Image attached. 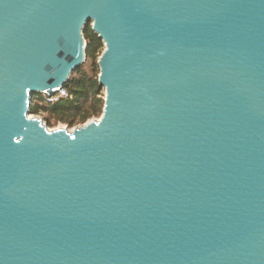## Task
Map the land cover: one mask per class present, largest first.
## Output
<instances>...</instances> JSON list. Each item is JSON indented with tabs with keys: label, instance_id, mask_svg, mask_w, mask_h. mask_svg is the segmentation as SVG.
Segmentation results:
<instances>
[{
	"label": "water",
	"instance_id": "water-1",
	"mask_svg": "<svg viewBox=\"0 0 264 264\" xmlns=\"http://www.w3.org/2000/svg\"><path fill=\"white\" fill-rule=\"evenodd\" d=\"M87 23L102 113L50 129ZM0 264H264V0H0Z\"/></svg>",
	"mask_w": 264,
	"mask_h": 264
},
{
	"label": "trees",
	"instance_id": "trees-1",
	"mask_svg": "<svg viewBox=\"0 0 264 264\" xmlns=\"http://www.w3.org/2000/svg\"><path fill=\"white\" fill-rule=\"evenodd\" d=\"M86 42V59L70 75L64 88L67 97L47 102L43 93L30 96L29 113L39 116L48 127L62 123L70 128L81 125L92 118H98L104 104L103 89L98 85V58L104 44L87 23L83 28Z\"/></svg>",
	"mask_w": 264,
	"mask_h": 264
},
{
	"label": "built area",
	"instance_id": "built-area-1",
	"mask_svg": "<svg viewBox=\"0 0 264 264\" xmlns=\"http://www.w3.org/2000/svg\"><path fill=\"white\" fill-rule=\"evenodd\" d=\"M43 94L47 102L57 101L62 97L68 96V92L64 87L53 89L52 94H49L47 92H43Z\"/></svg>",
	"mask_w": 264,
	"mask_h": 264
},
{
	"label": "rangeland",
	"instance_id": "rangeland-1",
	"mask_svg": "<svg viewBox=\"0 0 264 264\" xmlns=\"http://www.w3.org/2000/svg\"><path fill=\"white\" fill-rule=\"evenodd\" d=\"M67 127L66 125L62 124V123H58L55 127H49L50 129L56 128V127ZM70 128V127H69ZM71 129V128H70Z\"/></svg>",
	"mask_w": 264,
	"mask_h": 264
}]
</instances>
